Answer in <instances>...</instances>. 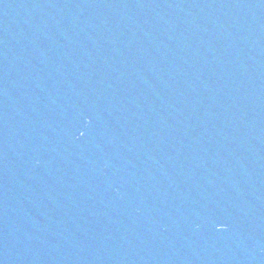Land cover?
<instances>
[{"label":"water","instance_id":"water-1","mask_svg":"<svg viewBox=\"0 0 264 264\" xmlns=\"http://www.w3.org/2000/svg\"><path fill=\"white\" fill-rule=\"evenodd\" d=\"M0 264H264V0H0Z\"/></svg>","mask_w":264,"mask_h":264}]
</instances>
